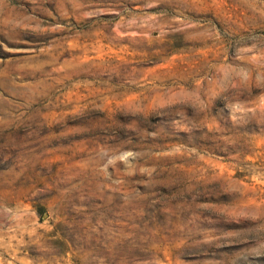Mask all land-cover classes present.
I'll list each match as a JSON object with an SVG mask.
<instances>
[{
	"label": "rangeland",
	"instance_id": "obj_1",
	"mask_svg": "<svg viewBox=\"0 0 264 264\" xmlns=\"http://www.w3.org/2000/svg\"><path fill=\"white\" fill-rule=\"evenodd\" d=\"M0 264H264V0H0Z\"/></svg>",
	"mask_w": 264,
	"mask_h": 264
}]
</instances>
